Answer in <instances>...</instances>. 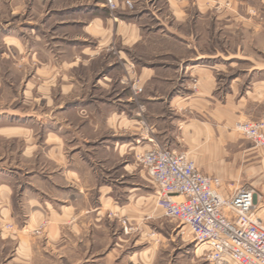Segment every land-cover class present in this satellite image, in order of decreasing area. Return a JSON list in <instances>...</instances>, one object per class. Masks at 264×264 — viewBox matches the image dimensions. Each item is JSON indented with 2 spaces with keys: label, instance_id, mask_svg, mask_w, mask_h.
I'll return each instance as SVG.
<instances>
[{
  "label": "crops",
  "instance_id": "1",
  "mask_svg": "<svg viewBox=\"0 0 264 264\" xmlns=\"http://www.w3.org/2000/svg\"><path fill=\"white\" fill-rule=\"evenodd\" d=\"M60 1L0 0L5 5L0 42L36 62L35 89L48 108L19 112L16 123L0 111V141L22 140L18 161L46 163L40 171L0 166V225L18 227L1 234L15 239L19 252L3 264H35L37 258L42 264H201L204 253H153L152 243L140 250L136 238L129 241L121 233L120 217L136 222L142 204L144 219L153 211L146 195L138 208L141 188L130 181L138 175L137 155L154 144L187 153L202 173L219 177L224 197L252 187L255 213L264 222V149L236 128L264 112V60L225 52L226 65L237 59L249 66L222 83V66L210 62L215 53L200 51L192 36L196 31L174 30L150 11V0H131V9L116 0L113 18L106 0H65L58 7ZM162 1L167 18L181 25L191 12L198 20L210 18L211 2L224 0ZM229 1L218 18L238 21L247 31L256 18L249 16V4ZM147 17L158 22L148 24ZM46 22L52 25L47 31ZM96 59L103 69L84 87L75 70ZM124 75L144 88L149 124L144 131L121 82ZM4 155L0 151L2 162ZM142 170L145 177L140 171L138 176L156 193ZM41 226L40 235L31 234Z\"/></svg>",
  "mask_w": 264,
  "mask_h": 264
},
{
  "label": "rangeland",
  "instance_id": "2",
  "mask_svg": "<svg viewBox=\"0 0 264 264\" xmlns=\"http://www.w3.org/2000/svg\"><path fill=\"white\" fill-rule=\"evenodd\" d=\"M122 1L126 7L130 9L133 8V2L131 0H128L131 2V6H128L125 3L126 0ZM262 1L263 0H246V3L249 4V16L253 15L256 17L255 19L250 20V26L247 31L246 29L242 30L241 23L238 21L229 22V20L227 21L225 18H218L219 12H222V10H228L230 8L231 5L229 0L216 1L214 3L211 2L210 18L207 16L198 20L195 15L196 12H191L190 16L193 18H188L186 20L187 23L181 25L180 22H176L174 19L170 20V18H167L166 6L162 0L148 1V8L154 13V15L160 17L162 20H165L166 24L171 25L174 30H177L178 28L181 34L182 32L184 33L183 29H189L190 32H192L191 30L196 31L194 35L192 34V36H194L193 39L195 40L196 45L202 53H215V57L212 58L210 62L213 64H221L222 71L219 72L220 77L222 78L221 82L226 83V79H228V77L240 73L241 69H246L249 65L248 63L237 59L233 60L232 65H226L223 61L225 52H229L230 54H235L234 52H236L240 57V52L242 51L243 54L248 55L252 59L261 61L264 60V2ZM114 2V9L111 10L107 7L109 10V15L112 18L115 17L114 12L117 9L116 0H114ZM55 4L50 5L51 8H54ZM56 5L58 7L65 5V0L60 1V3L57 2ZM4 9V3L0 2V14ZM27 16L30 18L32 15ZM145 21L148 24L153 23L154 25L158 22L152 17H147ZM251 21L254 22L251 23ZM257 26L260 33L255 32L257 31ZM51 27L52 25L46 22L43 28H45L47 31ZM59 52L57 53L59 54ZM35 63L36 62L31 61V59L27 57L26 54L18 55L17 51L7 50L0 42V111L8 112L9 123L18 122L17 113L19 112H25L27 114L33 115L35 110L39 112L48 109L45 104L46 99L41 98L35 89L38 86V78L35 75V69L37 66ZM103 64L104 62L100 63L99 59H96V61L94 60L91 63L90 67L76 68L75 74H78L79 76V78H77L78 81L84 87L86 85L90 86L92 81L95 80V78L99 76L100 71H102ZM133 81H135L137 85L141 87V92L135 94V91L132 89ZM121 82L130 90L129 100L134 104L136 109L133 111V113L137 118L138 126L141 127L142 121L145 122L147 127H149L145 116L146 106L142 101V95L144 93L143 86L140 85L139 80L136 77L131 78L124 75V77L121 78ZM28 84L30 85L28 86ZM193 84H196L195 80L193 81ZM93 93L98 97L102 95L97 89H95V91L93 90ZM109 96H113V93L111 92ZM73 117L75 120L76 117L74 115ZM36 130V138L39 141L41 132L39 127H37ZM140 130L144 131V127L142 126ZM22 145V140L10 139L7 141H0V151L5 153V161L2 162L0 160V166L9 170H13V168L17 166L22 169H35L40 171L41 166L46 164L44 161L42 162V159L36 161H18L17 156ZM137 170L138 175L141 172L145 177L144 172H142V167L139 164ZM138 175L136 179H131L130 181V183L135 182L137 186L141 188L137 191L138 208L139 202L144 199L142 196L146 195L148 197L147 201L149 203H153V211L150 213L149 217L144 219L143 209H141L143 208L142 204L140 205L141 208L137 209L136 222H129L127 217L124 216L120 217L118 222L121 227L122 235L128 236L129 241L136 238V240H138L137 246H139L137 249L140 248V250L144 247V244L150 245V243H152L153 253H204L201 264H209L205 257V248L200 243L196 244L197 242L193 240L187 227L183 226L174 219L161 216L160 209L155 205L156 193H154V186L148 182L146 178H141ZM121 198L123 201V195H121ZM109 215L114 217L116 216L111 214ZM17 229L18 227L11 223H4L3 225H0V264L6 263L13 253H19L17 250V241L11 238L4 239L5 236L1 234V231L10 233L12 231H16ZM42 231L43 227L41 226L34 229L31 234L40 235ZM25 233L29 232L26 230ZM127 247L131 248V243L128 244ZM20 253H23L22 249L20 250ZM43 260H39L37 258L34 263L42 264L41 262ZM44 264H48V262H45Z\"/></svg>",
  "mask_w": 264,
  "mask_h": 264
},
{
  "label": "built area",
  "instance_id": "3",
  "mask_svg": "<svg viewBox=\"0 0 264 264\" xmlns=\"http://www.w3.org/2000/svg\"><path fill=\"white\" fill-rule=\"evenodd\" d=\"M106 4L115 8L114 0ZM132 89L142 91L135 81ZM141 126L147 129L145 122ZM236 127L254 147L264 149V112ZM137 162L156 187L155 205L162 216L187 227L193 240L206 247L209 264H264V222L255 213L252 187L224 197L219 177L202 173L187 153L159 144L138 154Z\"/></svg>",
  "mask_w": 264,
  "mask_h": 264
}]
</instances>
